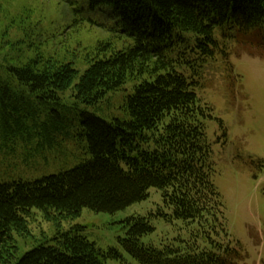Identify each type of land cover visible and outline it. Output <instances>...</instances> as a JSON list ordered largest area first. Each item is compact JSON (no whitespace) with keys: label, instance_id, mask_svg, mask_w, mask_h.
Instances as JSON below:
<instances>
[{"label":"trees","instance_id":"trees-1","mask_svg":"<svg viewBox=\"0 0 264 264\" xmlns=\"http://www.w3.org/2000/svg\"><path fill=\"white\" fill-rule=\"evenodd\" d=\"M90 3L112 6L135 44L93 58L82 74L58 56L0 52V150H12L20 139L69 140L76 126L90 154L59 174L0 184V264H103L104 253L77 232H59L55 246L37 242L21 256L14 236L28 232L32 208L57 222L84 207L115 212L145 199L151 187L160 190L173 216L197 223L212 246H143L140 237L153 227L130 217L121 243L138 264H241L242 248L228 238L222 196L212 180L205 121L214 109L199 91L204 71L210 75L215 63L225 80L234 78L230 56L240 55L236 49L264 58V0ZM5 31L0 48H11L17 41ZM206 78L213 86V77ZM134 80L139 82L119 102L120 117L95 114ZM66 89L70 105L60 97Z\"/></svg>","mask_w":264,"mask_h":264},{"label":"rangeland","instance_id":"rangeland-1","mask_svg":"<svg viewBox=\"0 0 264 264\" xmlns=\"http://www.w3.org/2000/svg\"><path fill=\"white\" fill-rule=\"evenodd\" d=\"M0 30L8 32L5 37L9 41H17L11 48H0L7 56H58L71 62L79 74L93 58H104L135 44L112 6L91 5L90 0H0ZM236 50L240 55L230 56L235 77L225 80L221 64L215 63L210 75L204 71V88L199 92L214 109L213 118L205 121L206 137L211 148L212 180L225 207L228 238L232 244H240L241 264H264V58L242 54V48ZM208 76L213 77V86ZM138 82L128 81L95 114L106 120L120 117L121 98ZM71 93L69 89L60 93L64 104L74 101ZM71 129L69 140L57 138L49 143L35 137L15 141L12 150L2 148L0 184L32 182L89 159L85 138L78 135L76 126ZM130 217H143L153 227L140 237L143 246H212L197 223L173 216L160 190L151 187L145 199L115 212L84 207L80 215L57 222L43 210L32 208L26 217L28 232L14 236L17 256L37 242L55 246L58 239L53 240L54 236L70 230L85 236L104 253L103 264H138L121 243L127 237L126 220ZM111 249L117 255L109 253Z\"/></svg>","mask_w":264,"mask_h":264}]
</instances>
